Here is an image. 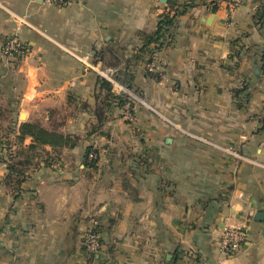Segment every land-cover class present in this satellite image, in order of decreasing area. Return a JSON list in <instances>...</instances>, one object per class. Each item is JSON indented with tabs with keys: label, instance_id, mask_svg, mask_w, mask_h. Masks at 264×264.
Listing matches in <instances>:
<instances>
[{
	"label": "crops",
	"instance_id": "crops-1",
	"mask_svg": "<svg viewBox=\"0 0 264 264\" xmlns=\"http://www.w3.org/2000/svg\"><path fill=\"white\" fill-rule=\"evenodd\" d=\"M184 1L0 0V140L17 148L21 121L79 136L19 186L0 160V264H264V0H196L158 50L159 76L143 35ZM10 35L27 45L17 62L1 52ZM99 77L112 93L101 122Z\"/></svg>",
	"mask_w": 264,
	"mask_h": 264
},
{
	"label": "trees",
	"instance_id": "trees-1",
	"mask_svg": "<svg viewBox=\"0 0 264 264\" xmlns=\"http://www.w3.org/2000/svg\"><path fill=\"white\" fill-rule=\"evenodd\" d=\"M217 1L218 0H210L212 10L216 9L218 5ZM195 2L196 0H185L179 5L181 9L176 8L173 14H170L167 11L163 12L157 22L156 29L152 33H144L142 50L149 52V56H151L154 51H158L164 43V38L166 37L170 39L172 37L171 29L174 26L177 14L185 12L189 7L193 6ZM100 54H97L98 59L101 58ZM17 56L20 57L22 55ZM98 83L100 84L101 90H105V94L100 99L101 105H98L95 111L98 120L101 122L106 107L110 105L109 103L112 93L110 81L99 77ZM123 101L124 99L121 100V102ZM26 137H30V142L24 145L23 140ZM16 140L21 144L14 152L9 150L6 153L5 159H1L6 162L7 166V173L4 180L8 183L11 182L19 186L30 168L40 165L50 166L52 162L58 161L57 152L65 147H74L79 140V136L76 134L62 133L47 128L37 122L21 121L18 125ZM90 152L96 153V149L88 146L84 157H89ZM89 160L92 164L94 163L95 158H90Z\"/></svg>",
	"mask_w": 264,
	"mask_h": 264
},
{
	"label": "built area",
	"instance_id": "built-area-1",
	"mask_svg": "<svg viewBox=\"0 0 264 264\" xmlns=\"http://www.w3.org/2000/svg\"><path fill=\"white\" fill-rule=\"evenodd\" d=\"M71 0H45L48 4H53L57 6H62L68 3ZM238 1V0H236ZM234 1L233 3H235ZM21 22H26L23 18H20ZM27 51V47L18 39L17 35L7 36L1 46V52L4 57H10L12 55H22L24 56ZM166 65V60L159 56V51H154L149 60L146 63L147 70L150 72H157L159 76L163 75L162 69ZM97 71L108 80L115 82V80L111 77L112 69H97ZM116 83V82H115ZM124 91L127 92L134 99H138L139 97L135 95L130 89L123 87ZM228 153L234 155L235 157L243 158L235 149L231 147L224 148ZM89 158H96V153L90 152ZM53 168L58 166V161H55L51 165ZM244 240V232L240 228L228 227L226 228L221 236L220 248L224 252H232L236 250ZM84 244L86 250L90 254H94L99 245L100 240L99 236L94 228V225H91L84 234ZM12 264V263H6ZM202 264H208L206 262Z\"/></svg>",
	"mask_w": 264,
	"mask_h": 264
},
{
	"label": "rangeland",
	"instance_id": "rangeland-1",
	"mask_svg": "<svg viewBox=\"0 0 264 264\" xmlns=\"http://www.w3.org/2000/svg\"><path fill=\"white\" fill-rule=\"evenodd\" d=\"M25 45V44H24ZM26 47H27V45H25ZM19 55V54H18ZM21 58L23 57V56H20ZM20 57L19 56H17V55H12V56H10V57H6V59H10L11 61H13V62H17L19 59H20ZM20 112H23V110L22 111H20ZM19 111L18 112H15L16 113V116H13V117H17V115L20 113ZM3 112H1V114H2ZM5 114V113H4ZM26 118V116L23 118V117H20L19 116V119L20 120H24ZM10 128L11 127H4V126H2V128H0V137L2 136V135H4V133H8L9 131H10ZM11 134H13V132L11 131ZM8 137H10L9 135L7 136V138ZM12 141L13 140H7V142L6 141H4V140H0V160H2L1 158H3V155H5L6 156V153L10 150V151H14V150H16V147L14 148V147H12L13 145H12ZM52 153H54V152H52ZM53 163V162H52ZM52 164H50V166L49 167H51V168H53L52 166H51Z\"/></svg>",
	"mask_w": 264,
	"mask_h": 264
},
{
	"label": "water",
	"instance_id": "water-1",
	"mask_svg": "<svg viewBox=\"0 0 264 264\" xmlns=\"http://www.w3.org/2000/svg\"><path fill=\"white\" fill-rule=\"evenodd\" d=\"M162 2H166V0H161ZM22 112L19 114V116L20 117H22ZM263 218H264V213H263V211H259V212H257L255 215H254V219H256V220H259V221H262L263 220ZM249 223V220L248 221H246V224H248ZM243 232L244 231H246L245 230V228H244V226H242L241 228H240Z\"/></svg>",
	"mask_w": 264,
	"mask_h": 264
}]
</instances>
